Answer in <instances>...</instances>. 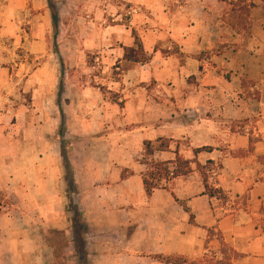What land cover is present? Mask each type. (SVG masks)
I'll use <instances>...</instances> for the list:
<instances>
[{
	"label": "crops",
	"instance_id": "0c3cea01",
	"mask_svg": "<svg viewBox=\"0 0 264 264\" xmlns=\"http://www.w3.org/2000/svg\"><path fill=\"white\" fill-rule=\"evenodd\" d=\"M92 1L57 2L59 35L62 27L75 30L70 15L78 26L89 22L79 12ZM124 1L154 3V12L164 14L158 18L172 26V37L182 36L191 67L202 64L195 55L228 43L211 22L195 24L203 28L200 34L188 28L179 36L178 13L157 9L163 0ZM204 1L186 0L197 6ZM252 2L261 10L262 0ZM101 8L95 21H104ZM98 32L104 33L102 25ZM52 33L48 0H0V264H80L74 209L88 227L87 264H167L168 259L208 264L220 260L215 256L221 247L231 255L228 264H264V74L249 70L262 69L264 61L256 55L242 60L243 49L237 47L223 59L215 56L214 62L241 68L257 81L262 95L212 94V105H188L174 115L167 106L155 110L137 98H107L111 89L96 83L86 64V53L102 56L104 64L102 41L92 47H51ZM132 44L130 35L124 47L109 48V53L119 51L112 66L124 61ZM157 61L159 56L148 69L133 64L124 80H158ZM80 67L83 73L68 72ZM242 76L236 73L240 89ZM162 141L169 150L156 152L154 160L173 162L179 154L202 166L212 162L209 184L222 194H206L193 164V173L148 195L145 143ZM203 148L212 151L195 155ZM63 154L72 169V191Z\"/></svg>",
	"mask_w": 264,
	"mask_h": 264
},
{
	"label": "rangeland",
	"instance_id": "374dc122",
	"mask_svg": "<svg viewBox=\"0 0 264 264\" xmlns=\"http://www.w3.org/2000/svg\"><path fill=\"white\" fill-rule=\"evenodd\" d=\"M53 1L57 3L62 0ZM252 1L238 0L234 3L228 0H206L198 6L195 2L188 3L186 0L174 3L162 1V4L157 7L158 11H160L159 9L167 12L173 10L174 13H178L177 22L179 26L177 30L180 31L177 33L179 36L184 35L188 28L191 32L202 33V27L200 29L195 28V24L199 21L215 23V28L224 31L225 41L228 43L204 51L200 55H195L194 57L200 60L202 64L194 67L189 66L187 63V56L189 55L182 51L184 42L182 36L180 38L172 37V26H168L167 23L158 18L163 17L164 14L154 12L156 8L154 3L136 6L124 0H93L89 9L82 8L79 12L89 22L83 21L81 26H78L77 20L70 15L68 22L75 30H70V28L67 30L68 28L62 27L61 34H58L57 38L55 33H52L53 39L52 45H50L51 47H92V42L99 43L102 41L104 64L101 60L102 56L88 53H86V64L92 69L91 75L92 77L95 76L94 81L104 90L111 89V92L106 95L107 98L115 102H118L120 98L128 99V102L137 98L139 103H152L155 110H163L167 106V109L172 110L173 114L177 115V113L186 110L188 105L195 106L198 103L212 105L214 103V100L210 98L212 94L235 93L239 95L241 93V95L259 98L263 91L258 87L257 81L249 78L241 68L213 60L215 56L223 59L224 54L227 55L228 51L232 52V49L237 47L243 49L242 60L251 59L254 57L253 55H256V59L261 58L264 61V2L260 6L261 10H256L251 6ZM101 7L104 8V21H95L98 9ZM67 10L70 13V9L67 8ZM134 16H139L135 24ZM101 25L104 27V33L99 36L98 29H101ZM30 29L31 26L29 25L27 30L30 31ZM130 35H132L133 47L136 45V37L142 43L143 48L153 47L152 53L148 54L144 50L146 62L140 64L145 66V69H148L146 66L148 62L159 56L160 61H157L155 65L158 70L157 73L160 75L158 80L153 79L147 82L136 79L124 80L123 76L125 75L120 73H122L121 69L128 65L127 62H115L120 69L112 66L111 60L118 59L119 51L117 54L115 52L109 53V48L124 47L126 38ZM55 38L58 44H55ZM196 43L197 41L194 44ZM262 44L263 50L260 52ZM164 70H168V74H161L160 71ZM249 70H252L254 74L260 72L264 74V67L262 69L251 67ZM68 72L83 73L84 69L81 67L69 68ZM236 73L237 75L243 73L242 77L245 78V81L241 83V89L240 83L235 80ZM114 81L119 82V84L111 85ZM198 94H204V96L196 100L195 97ZM140 95H143V100H141ZM156 146L159 147L160 144ZM163 184L164 182H162ZM217 257L220 260L208 259L206 261L208 264H228L231 259V255L222 247L221 255L215 256V258ZM175 264L200 263L175 259Z\"/></svg>",
	"mask_w": 264,
	"mask_h": 264
},
{
	"label": "trees",
	"instance_id": "16d2710c",
	"mask_svg": "<svg viewBox=\"0 0 264 264\" xmlns=\"http://www.w3.org/2000/svg\"><path fill=\"white\" fill-rule=\"evenodd\" d=\"M264 2V0H262ZM48 6L52 13V20L55 30V37L57 38V35L59 34V24H60V18L58 14V4L54 2L53 0H48ZM252 7H255L254 4L251 5ZM135 33V32H134ZM135 36V35H134ZM55 38V39H56ZM136 45L134 47L137 48H125V56L124 61L127 62V66L121 69L122 73L121 75L127 74L129 71L133 69V64H138L142 62H146V58L144 57V48L142 43L139 41V39L136 37ZM56 44V41H55ZM120 67H116V69ZM63 90V87L61 88V91ZM64 126H65V120L62 118V128L60 130V135L64 134ZM160 146H156V143L152 142H146L145 143V158L150 159L146 160L145 164L148 165L149 169L144 177V185L145 189L148 195H152L153 192L157 189L164 188V184L162 185V182H169L170 180L182 177V176H188L189 174L193 173V167L192 165L195 164L197 167V170L201 173L205 187H206V194L210 197H214L218 194H222V192L215 190L212 188L209 184V172L211 170L212 162H209L206 166H202L198 161L196 160H186L177 154V158L173 162H158L154 160V156L156 152L159 151H167L169 150V143L166 142H159ZM210 152L212 151L211 148H203L198 149L195 151V155H198L201 152ZM63 159L66 164V169L68 171V180L70 185V191H72V185H73V178H72V169L71 165L68 159V156L63 154ZM74 215H75V238H76V249L79 256V262L80 264H87V251H86V242H85V234L88 232V227L86 223L82 222L80 220V217H82V214L74 209ZM167 264H175V259H168Z\"/></svg>",
	"mask_w": 264,
	"mask_h": 264
}]
</instances>
